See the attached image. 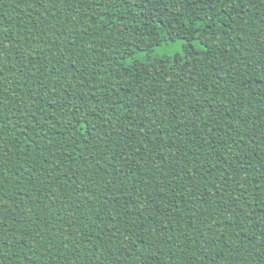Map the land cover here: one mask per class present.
<instances>
[{
	"label": "trees",
	"instance_id": "1",
	"mask_svg": "<svg viewBox=\"0 0 264 264\" xmlns=\"http://www.w3.org/2000/svg\"><path fill=\"white\" fill-rule=\"evenodd\" d=\"M0 125V264H264V0H0Z\"/></svg>",
	"mask_w": 264,
	"mask_h": 264
},
{
	"label": "rangeland",
	"instance_id": "2",
	"mask_svg": "<svg viewBox=\"0 0 264 264\" xmlns=\"http://www.w3.org/2000/svg\"><path fill=\"white\" fill-rule=\"evenodd\" d=\"M181 51V44H172L171 46H167L164 48H160L156 51V56H162V55H169V56H173L175 53H178ZM144 56L143 53H139L137 54V58L142 59Z\"/></svg>",
	"mask_w": 264,
	"mask_h": 264
},
{
	"label": "snow or ice",
	"instance_id": "3",
	"mask_svg": "<svg viewBox=\"0 0 264 264\" xmlns=\"http://www.w3.org/2000/svg\"><path fill=\"white\" fill-rule=\"evenodd\" d=\"M3 127V125H0V128H2Z\"/></svg>",
	"mask_w": 264,
	"mask_h": 264
}]
</instances>
